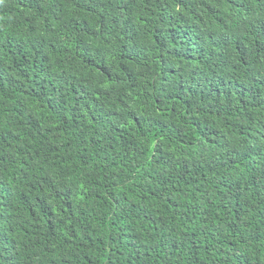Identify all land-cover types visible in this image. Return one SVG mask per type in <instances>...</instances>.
Here are the masks:
<instances>
[{
	"label": "trees",
	"instance_id": "obj_1",
	"mask_svg": "<svg viewBox=\"0 0 264 264\" xmlns=\"http://www.w3.org/2000/svg\"><path fill=\"white\" fill-rule=\"evenodd\" d=\"M0 264H264V0H0Z\"/></svg>",
	"mask_w": 264,
	"mask_h": 264
}]
</instances>
